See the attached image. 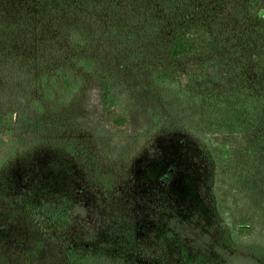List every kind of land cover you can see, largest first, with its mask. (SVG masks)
<instances>
[{
  "label": "trees",
  "instance_id": "1",
  "mask_svg": "<svg viewBox=\"0 0 264 264\" xmlns=\"http://www.w3.org/2000/svg\"><path fill=\"white\" fill-rule=\"evenodd\" d=\"M263 14L264 0H0V264H131L124 241L112 251L95 242L120 226L118 236L132 240L135 226L150 221L135 154L166 135H244L264 155V87L235 80L222 88V70L212 65L225 36L243 43L242 52L259 46L264 69V25L250 22ZM199 49L206 57L194 58ZM89 74L115 129L137 120L117 84L165 92L191 120L170 117V129H152L131 151L112 154L71 133L74 107L47 105L86 89ZM228 240L216 247L226 257L218 264H264V246Z\"/></svg>",
  "mask_w": 264,
  "mask_h": 264
},
{
  "label": "rangeland",
  "instance_id": "2",
  "mask_svg": "<svg viewBox=\"0 0 264 264\" xmlns=\"http://www.w3.org/2000/svg\"><path fill=\"white\" fill-rule=\"evenodd\" d=\"M250 22L254 26L264 25V14L263 19L258 17ZM219 31L217 33H223ZM217 40L215 50L218 52L212 65L222 70V74L216 76L221 87L235 80L239 84L250 80L264 87V69L259 67L260 47L248 46L245 53L242 52L245 45L242 43L238 48L233 38L220 36ZM200 50L194 58L206 57ZM108 54L106 51L104 56ZM112 59L116 60L117 56ZM249 65L259 70L251 73ZM86 78V89L74 92L67 101L65 95L55 97L47 105L59 108L67 104L69 110L74 107L76 114L70 122L71 133L79 139L86 137L87 142H101L112 154L124 149L131 151L152 129H170L173 126L170 119L179 120L183 115L191 120L189 109L178 108L165 92L149 93L142 87L133 91L130 85L117 84L115 94L130 107L137 120L125 128L115 129L98 109L99 88L94 85L95 80L90 74ZM160 142L152 151L135 154L137 189L145 193L153 205L150 221L146 226H135L132 240L122 234L118 236L123 230L121 226L120 230L115 228L114 233L105 230L98 236L96 247L112 251V247L117 248V241H124L118 245L132 248L128 252L131 264H181L180 260L218 264L226 257L216 247L227 243L228 239L240 245L264 246V155L257 146L244 135L201 133L200 138L179 133L166 135ZM28 228L26 223L16 230ZM135 247L140 248L137 259L130 255L136 251ZM152 247L157 251L150 257L147 254L154 252ZM232 264L252 263L235 259Z\"/></svg>",
  "mask_w": 264,
  "mask_h": 264
}]
</instances>
